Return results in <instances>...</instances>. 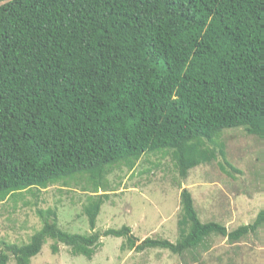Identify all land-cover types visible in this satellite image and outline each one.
I'll return each mask as SVG.
<instances>
[{"label":"trees","instance_id":"trees-1","mask_svg":"<svg viewBox=\"0 0 264 264\" xmlns=\"http://www.w3.org/2000/svg\"><path fill=\"white\" fill-rule=\"evenodd\" d=\"M240 127L264 140V0H0V202L99 178L85 207L92 234L39 211L42 229L28 244L5 243L0 264H31L49 238L54 254L62 243L90 260L109 236L124 238L123 251L174 255L213 235L241 242L264 224V206L229 231L201 221L188 188L176 243L140 241L126 226L95 231L115 167L167 149L183 179L219 153L229 166L218 141Z\"/></svg>","mask_w":264,"mask_h":264},{"label":"rangeland","instance_id":"rangeland-1","mask_svg":"<svg viewBox=\"0 0 264 264\" xmlns=\"http://www.w3.org/2000/svg\"><path fill=\"white\" fill-rule=\"evenodd\" d=\"M218 142L224 145L230 165L224 163L219 153L214 162L193 168L187 179L180 176L170 149L147 152L134 169L127 165L115 167L107 177L110 196L102 206L95 231L103 233L126 226L140 241L150 237L176 243L184 188L192 193L203 223L217 222L227 226L229 231L253 224L264 206V140L240 127L223 132ZM98 182L99 178L93 174L63 178L47 188L17 193L0 202V250L5 249V243H30L44 225L38 212L48 209L57 212L58 225L65 232L92 234L94 230L85 207L96 194ZM123 242L124 238L102 237L103 247L90 260L84 255H74L71 248L62 243L60 252L54 254L52 245L56 240L49 238L31 264H181L193 261L166 249L123 251ZM208 244L195 251L240 252L236 259L240 264H264V224L239 243L232 244L226 238L213 235ZM8 264H16L12 255Z\"/></svg>","mask_w":264,"mask_h":264},{"label":"crops","instance_id":"crops-1","mask_svg":"<svg viewBox=\"0 0 264 264\" xmlns=\"http://www.w3.org/2000/svg\"><path fill=\"white\" fill-rule=\"evenodd\" d=\"M228 228V227H227ZM240 252L219 251L206 249L204 251H188L179 256L180 258H191V262H181V264H240L236 261ZM199 260V261H196Z\"/></svg>","mask_w":264,"mask_h":264}]
</instances>
